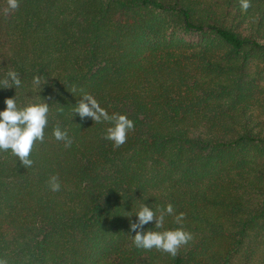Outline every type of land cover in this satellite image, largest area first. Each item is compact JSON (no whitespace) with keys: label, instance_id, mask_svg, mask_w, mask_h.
Segmentation results:
<instances>
[{"label":"trees","instance_id":"obj_1","mask_svg":"<svg viewBox=\"0 0 264 264\" xmlns=\"http://www.w3.org/2000/svg\"><path fill=\"white\" fill-rule=\"evenodd\" d=\"M248 4L0 0V77L21 81L0 110L49 103L30 167L0 151L6 264H264V0ZM85 93L133 122L124 143L73 113ZM143 202L184 213L158 229L191 234L175 256L132 243Z\"/></svg>","mask_w":264,"mask_h":264},{"label":"clouds","instance_id":"obj_2","mask_svg":"<svg viewBox=\"0 0 264 264\" xmlns=\"http://www.w3.org/2000/svg\"><path fill=\"white\" fill-rule=\"evenodd\" d=\"M240 2L242 9L248 8V0H240ZM7 5L10 9H15L18 6V0H7ZM34 82L39 84V78L34 77ZM20 84L21 81L14 70H9L3 77H0V88H15ZM13 97L5 98L3 101L5 106L0 110V151L10 150L21 165L30 167L32 165L30 152L34 142H42L45 139L44 129L48 120L49 103L41 98L40 102L27 103L18 107ZM73 113L81 119L88 117L98 123L108 122L105 139L112 141L115 146L124 143L127 132L133 127V122L127 116L119 113L110 115L87 93L79 96L73 105ZM52 136L57 141H63L65 147H69L72 143L67 131L59 125L52 129ZM47 184L50 191L60 190L61 185L55 175L48 178ZM133 215L135 220H130L128 230L130 233H134L130 236L132 243L137 248H155L175 256L179 247L191 239V234L183 227L158 230L162 228L166 215L172 216L177 225L183 224L184 213H174L171 203L165 204L157 215L150 204L143 202L134 213L125 217ZM150 222H154L152 227L145 229L143 226ZM0 264H6V261L0 258Z\"/></svg>","mask_w":264,"mask_h":264}]
</instances>
